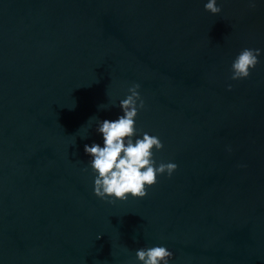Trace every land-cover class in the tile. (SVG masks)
Returning <instances> with one entry per match:
<instances>
[{"label":"water","instance_id":"obj_1","mask_svg":"<svg viewBox=\"0 0 264 264\" xmlns=\"http://www.w3.org/2000/svg\"><path fill=\"white\" fill-rule=\"evenodd\" d=\"M205 3L0 0V264H139L156 245L170 264H264V0ZM243 48L260 63L232 81ZM132 83L137 128L178 168L108 203L87 124L122 115Z\"/></svg>","mask_w":264,"mask_h":264},{"label":"clouds","instance_id":"obj_2","mask_svg":"<svg viewBox=\"0 0 264 264\" xmlns=\"http://www.w3.org/2000/svg\"><path fill=\"white\" fill-rule=\"evenodd\" d=\"M249 2L255 6L254 0ZM204 8L213 15H218L223 10L217 0H207ZM260 55L261 49L258 48L241 49L231 63L229 79L239 81L249 78L260 63ZM140 87L139 83H132L127 88V95L119 101L122 115L117 119L101 121L92 117L87 124L90 128L95 121L96 131L103 137V146L98 143L84 146L85 153L91 157L89 165L93 175V194L108 203L124 202L129 196L143 199L148 196V188L158 183L159 177L171 178L178 168L174 162L157 164L155 152L164 149L163 142L158 136L143 132L136 126V119L145 108ZM228 90H232L231 84L228 85ZM99 108L104 110L109 106L102 104ZM84 171L88 169L85 168ZM135 256L139 264H170L173 253L166 246L156 245L138 248Z\"/></svg>","mask_w":264,"mask_h":264}]
</instances>
